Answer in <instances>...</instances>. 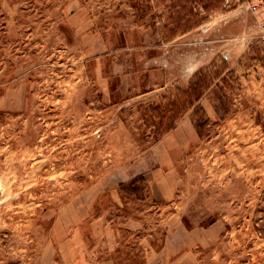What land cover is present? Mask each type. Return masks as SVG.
<instances>
[{"label": "rangeland", "instance_id": "obj_1", "mask_svg": "<svg viewBox=\"0 0 264 264\" xmlns=\"http://www.w3.org/2000/svg\"><path fill=\"white\" fill-rule=\"evenodd\" d=\"M0 0V264H264V6Z\"/></svg>", "mask_w": 264, "mask_h": 264}, {"label": "built area", "instance_id": "obj_2", "mask_svg": "<svg viewBox=\"0 0 264 264\" xmlns=\"http://www.w3.org/2000/svg\"><path fill=\"white\" fill-rule=\"evenodd\" d=\"M262 6H264V0H258L256 3H252L251 8L255 12ZM263 26H264V23H263Z\"/></svg>", "mask_w": 264, "mask_h": 264}, {"label": "crops", "instance_id": "obj_3", "mask_svg": "<svg viewBox=\"0 0 264 264\" xmlns=\"http://www.w3.org/2000/svg\"><path fill=\"white\" fill-rule=\"evenodd\" d=\"M264 17V16H263Z\"/></svg>", "mask_w": 264, "mask_h": 264}]
</instances>
